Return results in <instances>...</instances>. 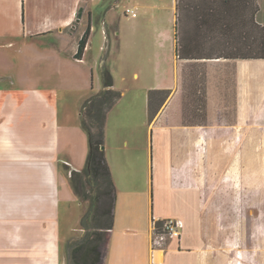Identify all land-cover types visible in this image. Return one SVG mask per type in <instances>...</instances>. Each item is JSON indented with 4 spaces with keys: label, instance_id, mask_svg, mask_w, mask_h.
Segmentation results:
<instances>
[{
    "label": "crops",
    "instance_id": "crops-1",
    "mask_svg": "<svg viewBox=\"0 0 264 264\" xmlns=\"http://www.w3.org/2000/svg\"><path fill=\"white\" fill-rule=\"evenodd\" d=\"M253 1L254 20L264 26V0ZM120 2L0 0V264L261 262L264 254L257 261L251 250L258 239L256 201L264 196V168L257 176L264 156H256V149H264V60L181 63L174 23L173 34L154 37L135 28L137 15L133 28L119 33L111 17ZM100 11L96 20L105 23L98 32L92 21ZM171 42L173 57L166 49ZM112 45V60L106 59L109 50L101 63L111 70L113 88L122 91L118 102L127 82L133 88L127 109L110 117L117 102L104 128L116 191L113 226L84 242L80 225L69 234L61 231L64 203L74 202L62 164L75 170L85 165L79 109L101 90L91 87L87 56L94 46ZM150 90H170L152 120ZM145 99L151 143L137 139L134 125ZM77 203L82 216L83 204ZM167 219L177 222L178 234H158L163 242L155 245L153 223ZM73 236L80 240L69 246ZM6 243L14 252L4 255Z\"/></svg>",
    "mask_w": 264,
    "mask_h": 264
},
{
    "label": "trees",
    "instance_id": "trees-1",
    "mask_svg": "<svg viewBox=\"0 0 264 264\" xmlns=\"http://www.w3.org/2000/svg\"><path fill=\"white\" fill-rule=\"evenodd\" d=\"M257 10L253 0H176L174 21V53L176 60L203 59H259L264 60V26L256 23ZM190 21V28L187 23ZM90 27L81 37L75 57L80 59ZM102 88L81 103L79 119L87 135L88 152L82 170L72 169L64 162L62 168L72 193L88 208L80 219L84 238L96 229L109 230L113 226L115 186L104 149V128L107 113L121 98L115 90L109 66L100 68ZM170 90L148 92V117L152 120L158 107L167 99ZM204 107V104H203ZM163 221L153 223V241L161 245L158 234H167Z\"/></svg>",
    "mask_w": 264,
    "mask_h": 264
},
{
    "label": "rangeland",
    "instance_id": "rangeland-1",
    "mask_svg": "<svg viewBox=\"0 0 264 264\" xmlns=\"http://www.w3.org/2000/svg\"><path fill=\"white\" fill-rule=\"evenodd\" d=\"M138 3H140L142 9L141 10H135L132 6H130L131 4H133L131 2V0H121L119 6L117 8L114 9V11L112 12V21H114V23L116 24V27L119 30V33H121L122 31H129L133 28L132 25V19L133 17H131L130 15H126L125 11L127 9L132 10L133 12L136 13V16L138 17V24L135 25V28H138V30L142 31V30H148V34L156 37L157 32L160 31H165L168 30L171 34H173V11H172V2L173 0H137ZM102 12H97L95 14V18H93L92 24L93 26L96 28V31H100V27H102L101 25H103L105 22L104 21H97L96 19H101L100 17H102ZM131 18V19H128ZM100 24V25H99ZM191 26L190 21L187 23V28L189 29ZM95 31V32H96ZM157 33V34H156ZM98 34V40H99V33ZM104 35V34H103ZM104 45H105V40H104ZM166 49H170V53H171V57H173V49H172V42L166 43ZM110 50V51H109ZM155 49L153 48V51ZM107 51H109L108 57L106 58L107 55ZM117 51L116 49L114 50L113 45L110 46V48L108 47V49L106 50L105 47H101L100 49L96 46H94L92 48V51H90L88 53L87 56V61H89V65L91 67L92 70V77H91V81L89 79V82L91 83V87L93 88H97L100 87L101 89V79H100V73H99V67L101 61L106 59H109L110 61L113 58V55H115V52ZM145 52V51H144ZM167 52V51H166ZM124 51H122L121 54H123ZM143 70L146 73H149L151 71L150 68H143ZM186 72H183V75H185ZM153 80V79H152ZM128 81V80H127ZM154 81V80H153ZM152 81V83H154ZM125 83V82H124ZM127 86H128V90L127 92H123V97L122 99L113 107V109L110 111V113L108 114L110 117L112 115H119V113L121 111H123V109H125L126 107H128L127 105L129 104V99L131 98L130 93L132 92V84L133 83L131 81L127 82ZM119 90V89H117ZM121 91V90H119ZM98 92V91H97ZM122 92V91H121ZM64 98V102H66L68 99L67 97H63ZM191 102H187V104H189ZM196 106L197 104L194 103ZM127 109V108H126ZM136 111L138 113L137 118L134 121V125L136 127L135 132L137 135V139H142V141L144 143L148 142L151 143V135H150V130L148 128V119H147V102L145 99V102H142V104L138 105L136 108ZM80 125V123H79ZM80 129L81 125L79 126ZM83 131V130H82ZM84 132V131H83ZM85 133V132H84ZM87 136V135H86ZM87 144H88V139H87ZM256 156H257V160L261 159L262 156H264V149H256ZM264 168V165H258L257 166V176H258V170ZM261 182H257V184H260ZM263 183V182H262ZM264 185V184H262ZM67 187L69 188V185L67 183ZM70 190V188H69ZM71 191V190H70ZM71 194L74 198V202L69 201H65L64 205V209H65V213H61V231L63 233L69 234V232L71 231V229L73 227L79 226L80 225V219H81V206L78 205L79 202L77 197L72 193ZM81 203L83 204V213L86 211V209L88 208V202L87 201H81ZM257 205H259L258 208V212L253 214L254 219L256 220V232L258 235V239L256 241V244L253 245L252 247V253H255L254 255L257 257V261L259 260L258 258L263 256L264 254V196H261L260 198H258V200L256 201ZM63 215V217H62ZM83 215V214H82ZM225 216H227V214H225ZM239 217L240 219L244 220L246 218V214L243 212L239 213ZM80 229H82L80 227ZM83 230V238L82 240L85 242L86 240H89L93 235L95 236L96 234H98V232L101 229H96L94 231H91L90 236H88L87 238H84V234H85V230ZM79 232V231H78ZM79 236V234H81L80 232L77 233ZM242 237V235H241ZM80 240V239H78ZM78 240L76 239L75 236H73V239L69 242V246L76 244L78 242ZM100 242H103L102 239H100ZM255 251V252H254ZM8 252H14V248L11 247L8 243H6L4 245V249H3V254L6 255ZM264 258V257H262ZM2 262V260H0ZM252 264V263H250ZM256 264H264V260H261V262H258Z\"/></svg>",
    "mask_w": 264,
    "mask_h": 264
},
{
    "label": "built area",
    "instance_id": "built-area-1",
    "mask_svg": "<svg viewBox=\"0 0 264 264\" xmlns=\"http://www.w3.org/2000/svg\"><path fill=\"white\" fill-rule=\"evenodd\" d=\"M126 15H130L131 17H136V13L133 12L130 9H127L125 11ZM164 230L167 234L169 235H176L178 234V224L175 220L173 219H167L164 223Z\"/></svg>",
    "mask_w": 264,
    "mask_h": 264
},
{
    "label": "water",
    "instance_id": "water-1",
    "mask_svg": "<svg viewBox=\"0 0 264 264\" xmlns=\"http://www.w3.org/2000/svg\"><path fill=\"white\" fill-rule=\"evenodd\" d=\"M104 147H102V149H103Z\"/></svg>",
    "mask_w": 264,
    "mask_h": 264
}]
</instances>
